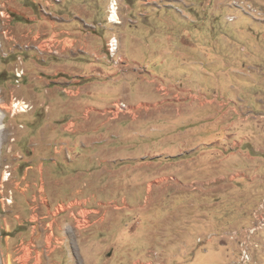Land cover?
<instances>
[{
  "label": "rangeland",
  "instance_id": "obj_1",
  "mask_svg": "<svg viewBox=\"0 0 264 264\" xmlns=\"http://www.w3.org/2000/svg\"><path fill=\"white\" fill-rule=\"evenodd\" d=\"M62 1L0 0L2 100L30 105L5 111L0 264H231L244 241L240 263L264 264V0H118L115 27L95 0L93 34H116L125 63L70 74L64 50L32 47L64 45L40 16ZM117 100L131 113L108 120ZM75 198L97 211L86 229L56 209Z\"/></svg>",
  "mask_w": 264,
  "mask_h": 264
},
{
  "label": "crops",
  "instance_id": "obj_2",
  "mask_svg": "<svg viewBox=\"0 0 264 264\" xmlns=\"http://www.w3.org/2000/svg\"><path fill=\"white\" fill-rule=\"evenodd\" d=\"M110 1L107 6L108 10L110 8ZM53 4L56 5L52 8H49L48 10H44L43 14H40V16L47 20L45 22H47L49 27L52 29L49 31V33H57L62 38L65 47L63 58L69 60L68 65L64 66L66 68L64 71L70 74L71 71L68 70L70 63H73L76 66L77 64H84V67H92L97 61L107 60L109 57L107 52V44L110 37H106V32L101 34L96 32V34H93V31L96 28V25L93 24V21L96 16L100 17V15L95 11V0H63L62 2ZM129 7V4H127L126 8ZM53 8L55 10H52ZM118 14L120 17V22L118 20L119 23H113L115 24L112 25L113 27L125 24L124 18L120 15V13ZM108 16L109 15L107 14L105 17L106 23L110 22ZM102 18H104L103 15ZM31 19H36V16H32ZM87 21H90V23H87ZM31 24L35 25L37 22L34 21ZM37 28L31 35L32 40L43 34V28L39 27V25ZM76 76L79 75H73V77ZM88 76L91 75H87V77ZM63 78L66 79V82L69 81L66 76H63ZM84 82L85 81H83L81 85H76V87L79 88L77 92L80 93L81 91V94L72 97H81L86 92L84 89L87 84L85 85ZM89 108L94 109V112H99V110H101L97 109V107L93 105L86 106L85 110L82 112V118ZM91 118L93 119L92 116ZM90 119L86 120L85 123H82L81 127H87L89 125ZM86 140L88 139H82V143L85 144L87 142Z\"/></svg>",
  "mask_w": 264,
  "mask_h": 264
},
{
  "label": "built area",
  "instance_id": "obj_3",
  "mask_svg": "<svg viewBox=\"0 0 264 264\" xmlns=\"http://www.w3.org/2000/svg\"><path fill=\"white\" fill-rule=\"evenodd\" d=\"M54 1H61V0H54ZM118 0H111L110 1V8H109V20L112 21V14H113V9L114 5L118 7L117 4ZM118 9V8H117ZM39 41V42H38ZM38 42V43H37ZM119 39L116 35H112L108 41L107 44V52L108 56L110 58V61L114 63L116 67H119L121 64L125 63V58L122 55L118 54L119 51ZM28 47V46H27ZM32 47L36 49L39 52H54L59 54L60 52L62 53L63 50H65L64 45L62 46L61 40L58 41L56 35H52L50 37H47L43 40L37 39L36 42L32 44ZM18 77H22L24 72L21 70H18L16 73ZM78 85V84H77ZM76 86V85H74ZM68 95L75 96L76 93L74 91L71 92V90H64ZM18 101V100H17ZM132 106L125 103L122 100H117L112 103L111 106L105 108L101 113L104 116H108V120H115L118 119L122 116V114L126 113H131ZM74 122L70 121L68 123L67 129L72 128ZM78 199L75 198L74 200H71L67 203L62 202L57 205L56 209L59 210V212H67L68 209L77 206L78 208V217H75L76 223L79 229H86L89 227L91 223V219H89L90 214H96L97 211L94 210L95 208H88V205H84L85 202H87L85 199H82V202L78 203ZM83 204V205H82ZM92 209V210H91ZM76 216V215H75ZM104 217V216H103ZM257 217V222L258 224L255 225V227L252 229V232H254L258 227L264 225V212L261 210L260 214L256 215ZM243 245V250L241 254V258L238 262H233L231 264H241L240 262H246V260L249 258V252H248V244L247 241H244L242 243Z\"/></svg>",
  "mask_w": 264,
  "mask_h": 264
},
{
  "label": "bare ground",
  "instance_id": "obj_4",
  "mask_svg": "<svg viewBox=\"0 0 264 264\" xmlns=\"http://www.w3.org/2000/svg\"><path fill=\"white\" fill-rule=\"evenodd\" d=\"M114 8H116L115 5H114ZM113 18H114V21L116 20L118 22V20H119L118 18L119 17H118V14L116 12L113 14ZM2 98H3V95H2L1 90H0V145H1V147H2L3 143L7 140V138H6L7 126H6L5 122H4V118H5V114H6L5 111H8V110L16 108L15 111L19 110V111L25 112V111H27L30 108V105L26 104V101H24V102L21 101V100L20 101H16L17 104H16V107H15L13 102H11V103H7L6 101L4 102L2 100ZM2 179L3 180H8L9 179V175L7 174V172L3 174ZM3 180L0 181V185L2 187L4 186ZM1 191H3V190H1ZM42 192H43V188H42ZM42 201H44L43 197H42ZM9 202H12V201H9ZM10 225L8 224V228L9 229L11 227ZM25 250H26L25 257L28 258L29 257V247L26 246ZM12 256L13 255L11 253H9L7 256L1 257V260L3 261L4 264H13Z\"/></svg>",
  "mask_w": 264,
  "mask_h": 264
}]
</instances>
